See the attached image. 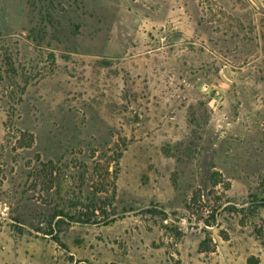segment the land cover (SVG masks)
Listing matches in <instances>:
<instances>
[{"label": "rangeland", "instance_id": "374dc122", "mask_svg": "<svg viewBox=\"0 0 264 264\" xmlns=\"http://www.w3.org/2000/svg\"><path fill=\"white\" fill-rule=\"evenodd\" d=\"M0 264H264V0H0Z\"/></svg>", "mask_w": 264, "mask_h": 264}, {"label": "trees", "instance_id": "16d2710c", "mask_svg": "<svg viewBox=\"0 0 264 264\" xmlns=\"http://www.w3.org/2000/svg\"><path fill=\"white\" fill-rule=\"evenodd\" d=\"M86 223H88V222H86Z\"/></svg>", "mask_w": 264, "mask_h": 264}]
</instances>
